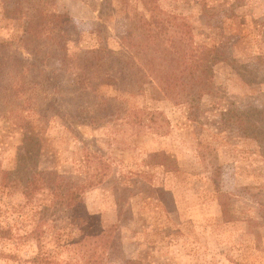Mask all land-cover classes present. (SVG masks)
I'll return each instance as SVG.
<instances>
[{
    "label": "rangeland",
    "instance_id": "374dc122",
    "mask_svg": "<svg viewBox=\"0 0 264 264\" xmlns=\"http://www.w3.org/2000/svg\"><path fill=\"white\" fill-rule=\"evenodd\" d=\"M148 30L219 59L197 104L127 81ZM3 171L0 264H264V0H0ZM40 171L101 179L87 221L24 195Z\"/></svg>",
    "mask_w": 264,
    "mask_h": 264
},
{
    "label": "trees",
    "instance_id": "16d2710c",
    "mask_svg": "<svg viewBox=\"0 0 264 264\" xmlns=\"http://www.w3.org/2000/svg\"><path fill=\"white\" fill-rule=\"evenodd\" d=\"M39 19V26L44 27L45 23L42 20L49 19L50 24L57 27L58 30L66 28L70 22V18L66 14L55 12L47 15H40ZM139 22L150 27L151 25H155L154 23L156 21L149 24L148 21L142 17L139 19ZM157 24L158 23H156V26ZM144 39H146V43L144 44L145 47L152 49L150 51H145V48H143L145 53L144 55L142 54V61H140L141 59L136 55L135 61L129 60L125 62V69L127 70L126 79L129 84L136 85L135 82L141 81L147 84L151 90L157 89L162 96L168 97L174 104H197L202 95L208 92L207 89H205L207 88L205 79L210 77L211 68L219 59L215 58L212 51L205 46H195L193 42L188 41L184 43V48L181 47V45L178 46L179 42H175L174 40H164L165 43L163 39L158 37V34L150 30L147 31ZM121 40H124V44L126 43V48L128 50L133 48L132 41H128V37H124V39L122 37ZM86 54L90 55L92 59L99 57L101 54H104V57H112V52L104 48L100 50H90L87 51ZM90 57L84 59V67L86 69L88 68ZM114 61L118 65L122 63V61L118 59H114ZM105 80L116 83V81L110 77ZM154 97H156V93H152L151 91V98L154 99ZM152 119L153 116H150L148 121H152ZM139 122H141V119ZM34 174L40 180L38 183L36 182L34 184L30 192L24 191L26 197L29 198L30 195L40 187H45L51 191L52 198L57 205L65 210L67 218L71 223L73 221L75 225L77 224L76 222L82 224L87 221L82 195L86 188L100 183V178L94 179L97 181H93V183L90 181L93 177L90 176L88 181L84 183H75L73 184V188L68 189L70 186L67 184L66 180L60 177L56 172L40 171ZM12 182L9 172L3 171L0 173V186L3 188H10ZM35 230L36 229H34V231ZM33 261L35 264H41L42 262L39 255H37ZM89 262L88 260L87 263ZM123 264H125V262H123Z\"/></svg>",
    "mask_w": 264,
    "mask_h": 264
}]
</instances>
